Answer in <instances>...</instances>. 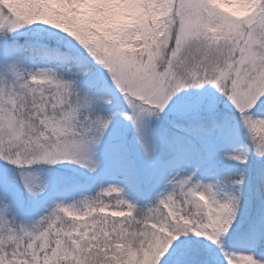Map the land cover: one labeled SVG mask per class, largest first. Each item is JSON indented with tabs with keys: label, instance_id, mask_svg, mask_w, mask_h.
<instances>
[{
	"label": "snow or ice",
	"instance_id": "obj_1",
	"mask_svg": "<svg viewBox=\"0 0 264 264\" xmlns=\"http://www.w3.org/2000/svg\"><path fill=\"white\" fill-rule=\"evenodd\" d=\"M0 264H264V0H0Z\"/></svg>",
	"mask_w": 264,
	"mask_h": 264
}]
</instances>
